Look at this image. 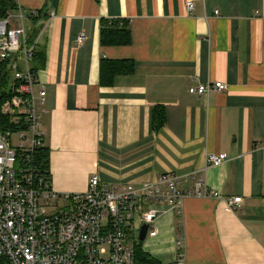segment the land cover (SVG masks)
Returning <instances> with one entry per match:
<instances>
[{"label":"crops","instance_id":"1","mask_svg":"<svg viewBox=\"0 0 264 264\" xmlns=\"http://www.w3.org/2000/svg\"><path fill=\"white\" fill-rule=\"evenodd\" d=\"M9 1V27L39 54L52 187L83 192L93 174L142 186L172 173L189 193L201 177L221 198L185 195L180 214L156 218L143 250L163 264L180 254L183 264H264V0ZM101 20H126L129 44L102 45ZM102 59L131 61L133 72L103 83ZM217 81L227 88L188 91ZM155 105L166 113L158 131ZM222 153V164H206ZM233 197L242 201L229 209Z\"/></svg>","mask_w":264,"mask_h":264},{"label":"built area","instance_id":"2","mask_svg":"<svg viewBox=\"0 0 264 264\" xmlns=\"http://www.w3.org/2000/svg\"><path fill=\"white\" fill-rule=\"evenodd\" d=\"M193 8L186 3L188 13ZM25 36L23 28H11L7 17L0 18V61H9L14 79L1 107L14 127H0V264H134L133 245L143 224L148 225L146 238L154 237L156 218L166 211L180 214L185 195L221 198L201 177L191 192L180 190V177L172 173L142 186L110 185L93 174L83 192L56 191L35 161V150L44 144L46 92L43 85L35 87L28 65L33 48ZM83 40L80 33L76 43ZM18 57L27 64L24 70L15 62ZM226 88L217 81L191 85L188 91L202 95ZM226 158L225 153L208 154L206 164L218 166ZM241 201L233 197L226 205L233 209ZM176 246L181 249V242ZM181 258L176 264H183Z\"/></svg>","mask_w":264,"mask_h":264},{"label":"trees","instance_id":"3","mask_svg":"<svg viewBox=\"0 0 264 264\" xmlns=\"http://www.w3.org/2000/svg\"><path fill=\"white\" fill-rule=\"evenodd\" d=\"M14 7L9 0H0V18L7 15V11ZM28 40V39H27ZM29 41V40H28ZM31 41V40H30ZM100 42L102 45H125L130 42V30L126 20H101ZM39 54L33 50L30 59L29 69L32 73L36 70L35 61ZM134 64L126 60L102 59L100 65V79L103 83H110L117 74L132 73ZM11 69L9 61H0V127L2 130L13 128L8 115L1 111L2 104L10 98L12 94V83L9 81ZM166 121L165 108L161 105H155L151 112V127L153 131H158ZM35 161L37 167L44 175L50 179L49 174V150L43 144L35 150ZM143 242H136L133 245L135 263L134 264H163L142 248ZM176 264V263H175Z\"/></svg>","mask_w":264,"mask_h":264},{"label":"water","instance_id":"4","mask_svg":"<svg viewBox=\"0 0 264 264\" xmlns=\"http://www.w3.org/2000/svg\"><path fill=\"white\" fill-rule=\"evenodd\" d=\"M147 228L148 225L147 224H143L140 229H139V233H138V240L140 242H144V240L146 239V232H147Z\"/></svg>","mask_w":264,"mask_h":264},{"label":"rangeland","instance_id":"5","mask_svg":"<svg viewBox=\"0 0 264 264\" xmlns=\"http://www.w3.org/2000/svg\"><path fill=\"white\" fill-rule=\"evenodd\" d=\"M130 244H132V243H130Z\"/></svg>","mask_w":264,"mask_h":264}]
</instances>
